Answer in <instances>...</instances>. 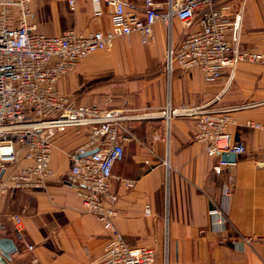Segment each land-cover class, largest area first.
I'll return each instance as SVG.
<instances>
[{"label":"crops","instance_id":"crops-1","mask_svg":"<svg viewBox=\"0 0 264 264\" xmlns=\"http://www.w3.org/2000/svg\"><path fill=\"white\" fill-rule=\"evenodd\" d=\"M228 1L234 13L243 10V46L264 53V0ZM33 9V22L46 35L107 30L112 25L107 9L100 21L93 19L92 0H76L75 10L70 9L69 0H34ZM175 25L173 41L177 43L183 27L176 21L173 30ZM165 35L166 59L167 30L157 24L154 41L161 47L157 56L149 53L150 45L143 46L138 35H133L128 46L134 44V51L115 60L127 69L136 61L159 60ZM118 45L116 41L113 49ZM77 70L61 79V93L75 96L80 87ZM75 100L138 116L130 122L133 139L124 143V159L113 170L119 178L113 180L119 196L114 226L128 244L154 248L159 257L161 248L168 247L169 264H264V134L248 125L264 124V66L241 64L233 76L227 74L212 83H206L199 70L176 69L171 76L156 72L153 83L144 81L125 90L103 89ZM167 104L200 113L236 109L230 132L243 141L248 152L237 156L226 174L217 176L212 169L214 160L194 140L195 117H175L167 124L157 116ZM85 135L86 130H72L56 136L51 163L55 177L46 188L0 195V238L16 246L11 264H94L103 255L111 233L84 211L76 190L65 180L68 153L84 142ZM129 180L134 181L132 188L125 184ZM226 184L233 187L230 199L223 197ZM216 205L228 212L230 225L225 231L213 225L210 210ZM12 215L22 218L20 232ZM241 238L249 242L242 243Z\"/></svg>","mask_w":264,"mask_h":264},{"label":"built area","instance_id":"built-area-1","mask_svg":"<svg viewBox=\"0 0 264 264\" xmlns=\"http://www.w3.org/2000/svg\"><path fill=\"white\" fill-rule=\"evenodd\" d=\"M33 2L0 0V195L46 188L55 177L51 163L56 136L86 130L84 142L68 153L65 180L76 190L84 211L111 233L108 246L94 264H159L154 248L131 246L114 226L119 196L113 190V180L119 178L113 170L124 159V143L133 139L130 122L138 116L79 104L60 92L59 82L91 56L110 52L118 40L138 35L143 46L150 45L157 24L164 25L168 34V76L176 69L199 70L205 82L212 83L227 74L233 76L241 64L264 66V53L243 46V10L234 13L228 0H92L93 19L100 21L107 9L111 27L91 32L69 30L61 35L38 30L33 22ZM69 6L75 10L76 0H69ZM176 21L184 29V37L177 43L173 41ZM235 110L200 113L172 109L167 104L157 116L167 124L175 117H195L194 140L214 160L213 172L222 176L236 164L224 161L223 154L248 152L243 141L230 132ZM248 125L264 134V124ZM125 184L132 188L134 181ZM232 189L231 184L223 186L225 199L231 198ZM145 214H151L149 205ZM210 216L218 231L229 228L228 212L220 206L210 210ZM11 218L20 232L21 216ZM163 264H169L168 258Z\"/></svg>","mask_w":264,"mask_h":264},{"label":"rangeland","instance_id":"rangeland-1","mask_svg":"<svg viewBox=\"0 0 264 264\" xmlns=\"http://www.w3.org/2000/svg\"><path fill=\"white\" fill-rule=\"evenodd\" d=\"M180 29H182V25L177 22ZM178 28L174 27V34ZM182 37H184V30L182 29ZM119 45L116 46L115 49L110 52H100L97 53L90 58L83 61V63L79 66V69L76 72H79L78 78L80 87L77 92L74 94V98H78L80 100L83 96H92L94 91L105 90V89H113L118 90L127 89L128 86L139 85L140 83L147 81L154 82L156 72H159L165 76V46H166V35L163 38V49L161 53V58L156 60L154 58L148 61H136L129 65V69L126 68V64H124L121 60H115L117 57L123 55L126 52H133L134 50L130 47L128 41L118 40ZM137 46V45H136ZM147 47V46H146ZM144 47V48H146ZM149 53L153 56H157L161 49L159 42L154 41L148 46ZM130 49V50H129ZM142 51H140L141 53ZM143 53V52H142ZM145 54V53H144ZM119 59V58H118ZM131 63V62H130ZM166 87V86H165ZM115 100V99H114ZM116 101V100H115ZM167 129V125H166ZM168 130V129H167ZM165 198H166V207L168 210V184H165ZM168 236H166V243L168 246ZM160 257L158 259L159 262L163 264L165 258H168V247L161 248ZM167 256V257H166ZM169 263V260H168Z\"/></svg>","mask_w":264,"mask_h":264},{"label":"water","instance_id":"water-1","mask_svg":"<svg viewBox=\"0 0 264 264\" xmlns=\"http://www.w3.org/2000/svg\"><path fill=\"white\" fill-rule=\"evenodd\" d=\"M222 159L227 162H236L235 154H223ZM16 246L10 239L0 238V264H11L12 254L15 252Z\"/></svg>","mask_w":264,"mask_h":264}]
</instances>
